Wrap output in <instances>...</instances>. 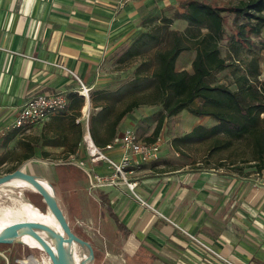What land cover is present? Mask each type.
<instances>
[{"label": "crops", "instance_id": "obj_1", "mask_svg": "<svg viewBox=\"0 0 264 264\" xmlns=\"http://www.w3.org/2000/svg\"><path fill=\"white\" fill-rule=\"evenodd\" d=\"M160 1L0 0V141L5 137L6 122L11 119L13 123L27 98L49 91L73 92L76 84L67 70L83 82L89 81L96 66L82 63V59L94 60L103 49L125 42L142 11ZM47 121L33 128L38 126L42 131ZM17 130L16 135L20 130L22 135L32 133L30 128L27 133ZM87 132L88 124H83V138L74 153L66 154L62 148L66 158L79 159ZM106 153L118 159L121 149L114 147ZM97 163L100 166L105 161ZM91 164L85 167L90 169ZM166 172L131 176L136 182L132 192L120 182L97 183L99 204L100 193H107L110 210L100 206L114 223V235L123 237V253L134 258L140 255L145 264H225L196 249L187 235L195 233L238 264H264L262 173L245 175L233 169L208 167L190 174L181 172L178 183ZM39 180L52 191L45 179ZM233 189L238 191V202L230 196ZM114 214L125 226V233ZM0 264H8L1 252Z\"/></svg>", "mask_w": 264, "mask_h": 264}, {"label": "rangeland", "instance_id": "obj_2", "mask_svg": "<svg viewBox=\"0 0 264 264\" xmlns=\"http://www.w3.org/2000/svg\"><path fill=\"white\" fill-rule=\"evenodd\" d=\"M206 1L217 5H227L236 3L239 0ZM182 10L183 9L179 6V0H162L158 4L142 11L138 18V22L134 25L131 35L125 42L118 43L114 48L109 50L103 49L101 55L99 53V56L97 55L94 60H90L89 58L82 59V63L92 62L96 66L93 70L94 75L89 81L83 82L77 78L73 72L69 70L66 71L72 75L74 83L76 84L75 88L71 91L77 92L84 100V104L81 108V116L79 117L83 124L87 125L92 111H97L100 108H92L91 98L95 90H113L121 84L126 83L134 76L137 66L142 61L147 63V65L143 67L144 70H142V72L150 75L156 65L155 51L157 49H163L170 44V34L168 31H165L161 40L152 49L141 55L119 61L118 58L140 32L149 30L155 24H159L166 26L168 30H175L181 34L184 41L191 46H193L192 39L190 38L191 35L195 33L204 34L207 32V29L203 26L189 25L188 22L180 16ZM223 14L224 34L219 41V48L220 55L226 58L227 66L221 70H214L208 77V80L211 83H222L232 89H236L240 81V75L245 74L253 82L258 84V80L264 79V27L261 29L259 36L255 34L251 35L254 46H249L248 48L241 47L238 53L239 56H236V59H234L231 57L232 53L229 48V40L233 32L232 21L234 15L228 12H224ZM162 16L169 18L171 22L168 24L163 23ZM70 25L74 26L73 23ZM90 54H92V56L96 55V53ZM194 54V48L182 51L177 58V65L175 64L176 69L185 68L191 71V60ZM21 55L24 56L22 53ZM81 81L89 88L88 99L81 94V90L83 91ZM129 97V95H126L118 100L115 104V109H119L123 106L125 102L128 101ZM86 100L90 102L87 114L83 111ZM200 104V99H195L192 102V106H199ZM161 109L160 105H141L133 109L121 120L117 130L121 132L125 128L130 127L140 138L145 139V137L152 132ZM215 122V119L211 116H197L190 113L187 109H182L179 113L164 118L163 126L158 136L160 140L157 155L155 158L140 164H135L132 160L131 165L125 167L127 171L125 173L126 179L130 182H135L132 180L133 177L132 179L130 178L131 176H141L145 172L161 170V172L168 171L166 174L170 178L172 176L174 180H178L177 182L180 183L182 176L179 174H181V172H189L190 174L191 172L208 167H222L235 170L236 166L239 165L243 166L240 173L253 175L256 172L255 168L250 165L251 162H253L252 158L254 156L252 147L253 142L248 136L232 140L230 146L221 150H213L211 147L216 141V137L225 139L222 134L211 135L201 139L192 138L184 142H175L173 139L175 136H180L189 131L196 124L210 126ZM5 125L6 127L3 129L2 138L7 134V131L17 128L12 126L11 119H9ZM34 125L35 124L29 127L32 133H28V135L20 134V130V132L6 144L0 141V173L9 172L7 170L14 167L22 168L28 173L43 176L52 184L58 203L71 229L77 235L88 240L95 246V248H93V258H87L85 260V262L88 260L87 264H145L140 255L134 258L123 253L121 248L123 237L122 235L119 237L114 235V223L110 216L103 211L102 206H100L98 202L96 191L100 190V188L99 185H97V176L100 175L106 178L113 172L115 174V165L113 166L105 162L97 166L98 161H95L92 162L91 168L88 169L86 167L91 161L85 148L77 155L79 159H75L74 157L69 158V156L66 158V155H64L62 151V147L59 146H45L43 147L44 149L35 146L34 155L28 160H23L21 156L25 149L24 146L19 143L18 138H30L32 134H38L41 128L38 126L33 128ZM25 130L27 133V129ZM41 150H48V156H45ZM81 160L84 162L83 165L79 163ZM129 170L133 171L129 172ZM116 174L115 181L120 182L126 189H130L123 176L120 173ZM138 178L140 179V177ZM130 190L132 192L135 189ZM234 190L235 189H233L230 196L234 201L238 202V191ZM16 191L17 189H13L12 193L15 194ZM23 193L26 195L27 199L38 208L42 210L45 208L42 197L38 192L26 189ZM0 197L3 198L5 203H11V201L6 198L5 194L0 193ZM187 235L193 241L194 246L199 252L203 251L205 256L212 255L225 264H229L225 260L218 258V256L209 251V249L192 238L191 235ZM192 235L205 241V238L200 234L192 233ZM205 242L214 249L210 241ZM0 252L6 256L8 264L52 263L44 250L35 246L25 245L16 240L0 243ZM177 258H175V260L180 263ZM181 259L185 258L181 257Z\"/></svg>", "mask_w": 264, "mask_h": 264}, {"label": "trees", "instance_id": "obj_3", "mask_svg": "<svg viewBox=\"0 0 264 264\" xmlns=\"http://www.w3.org/2000/svg\"><path fill=\"white\" fill-rule=\"evenodd\" d=\"M179 6L183 9L180 16L189 25L203 26L207 32L191 35L193 46L186 43L183 36L175 30H168L166 26L159 24L140 32L118 58L119 61L152 49L161 40L165 31L170 34V44L155 51L156 65L150 75L142 72L143 67L147 65L142 61L137 66L134 76L126 83L113 90L94 91L91 98L92 108H100L92 111L89 118L88 130L93 142L99 147H104L120 132L117 129L121 120L133 109L141 105H160L162 109L153 130L145 137L146 141H154L160 134L164 118L187 109L197 116H211L216 122L210 126L197 124L184 134L175 136L173 138L175 142L222 134L225 139L216 137L211 147L213 150H221L230 146L232 140L248 136L252 139L254 154L250 165L256 172L264 175V79L258 80L256 84L242 74L236 89L208 80L214 70H221L227 66L226 58L220 55L219 48V41L224 34L223 13L234 15L229 48L231 57L236 59L241 47L254 46L251 35L259 36L264 27V0H239L227 5H217L206 0H179ZM162 21L165 24L171 22L165 16H162ZM191 48L195 50L191 61L192 70L176 69V59L180 53ZM126 95L130 96L128 101L119 109H115L117 101ZM67 99V108L52 114L40 134L18 139L25 149L23 160L34 155L35 146H59L66 154L77 150L83 138V124L77 118L81 116L84 100L77 92H69ZM195 99L201 100L199 106H192ZM17 129L8 131L2 142L6 144L12 140ZM41 152L45 156L49 154L47 150ZM14 169L16 167L7 171ZM242 169L243 166L239 165L235 171L241 172ZM108 202L107 193L101 192L100 204L110 210ZM114 219L119 229L125 233V226L117 220L115 214Z\"/></svg>", "mask_w": 264, "mask_h": 264}, {"label": "built area", "instance_id": "obj_4", "mask_svg": "<svg viewBox=\"0 0 264 264\" xmlns=\"http://www.w3.org/2000/svg\"><path fill=\"white\" fill-rule=\"evenodd\" d=\"M75 75V74H74ZM76 76V75H75ZM77 77V76H76ZM78 78V77H77ZM82 88H89L83 83ZM68 105L67 94L65 92H43L27 98L21 109L18 111L12 126L20 129H27L33 124H38L46 121L49 117L59 111L65 110ZM158 138V137H157ZM159 140L146 141L140 138L136 132L128 127L117 133L112 140L104 147L97 146L90 134L87 132L84 138L85 150L91 162L105 161L111 165H115L116 173H120L125 181L128 183L130 189H134L136 182H130L126 179V166L131 165L133 160L135 164H140L144 161H149L157 155L159 150ZM118 147L121 149V155L118 159H114L111 155L106 153V150ZM81 165L83 160L79 161ZM114 172L104 178V176H97L99 184L113 183L117 174ZM142 201V200H141ZM142 203L145 204L144 201ZM192 238L196 239L200 244L205 246L209 251L214 253L218 258L225 260L229 264H238L234 259L224 257L217 251L212 249L205 241L190 234Z\"/></svg>", "mask_w": 264, "mask_h": 264}, {"label": "bare ground", "instance_id": "obj_5", "mask_svg": "<svg viewBox=\"0 0 264 264\" xmlns=\"http://www.w3.org/2000/svg\"><path fill=\"white\" fill-rule=\"evenodd\" d=\"M81 94L84 95L86 99H88L87 88H83V91L81 90ZM88 105L89 101L86 100V103L83 107L85 114L88 112ZM38 177L39 179H45L41 175ZM22 179L24 178L15 176L8 182L0 184V193L5 194L6 198L11 201V203H5L3 198L0 197V233L5 226L16 221L24 220L42 222V224L47 223L54 227L57 230V233H51L45 228H36L35 230L55 248L58 234L60 232L58 222L47 204L43 201V198L42 201L45 204V208L43 210L38 208L29 199H27L22 189H32L36 192L38 191L31 182ZM45 180L52 187V184L47 179ZM40 181L46 188H48V190L51 191L50 187L45 181ZM13 189H17L15 194L12 193ZM24 231H26L24 228H20V234L17 237H14L12 240H17L25 245L35 246L45 251V248L43 247L40 240H38L31 232H26V234H23ZM65 250L71 264H87L88 260L85 263H83V261L89 257V251L83 244L77 241L66 242Z\"/></svg>", "mask_w": 264, "mask_h": 264}, {"label": "water", "instance_id": "obj_6", "mask_svg": "<svg viewBox=\"0 0 264 264\" xmlns=\"http://www.w3.org/2000/svg\"><path fill=\"white\" fill-rule=\"evenodd\" d=\"M15 176L24 178L33 184V186L42 196L43 201L47 204L53 216L57 220L60 232L58 234L56 247L54 248L50 244V242H48L35 230L36 228H45L51 233H57L56 232L57 230L54 227L50 226L47 223L42 224V222H36V221H24V220L16 221L11 224H8L2 229L0 233V243H6L12 241L14 237H17L20 234L19 232L20 228H24L26 231H24L23 234H26V232H31L38 240H40L52 264H71L66 254L65 243L72 241H77L83 244L84 246H86V248L89 251L88 258L89 259L93 258L92 244L88 240L77 235L71 229L68 220L66 219V216L58 203L53 186H52V191L48 190V188H46L39 180L38 176L40 175L28 173L24 171L22 168H16L12 171L5 172L2 175H0V184L8 182L9 180L13 179ZM84 262L85 260L83 261V263Z\"/></svg>", "mask_w": 264, "mask_h": 264}]
</instances>
